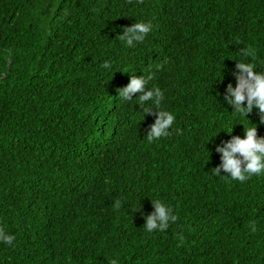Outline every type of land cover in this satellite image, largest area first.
I'll use <instances>...</instances> for the list:
<instances>
[{
	"label": "trees",
	"instance_id": "1",
	"mask_svg": "<svg viewBox=\"0 0 264 264\" xmlns=\"http://www.w3.org/2000/svg\"><path fill=\"white\" fill-rule=\"evenodd\" d=\"M242 50L264 69V0H0V264H264V176L212 169L247 126L223 100ZM149 71L176 117L152 142L117 93ZM155 200L177 219L149 233Z\"/></svg>",
	"mask_w": 264,
	"mask_h": 264
},
{
	"label": "clouds",
	"instance_id": "2",
	"mask_svg": "<svg viewBox=\"0 0 264 264\" xmlns=\"http://www.w3.org/2000/svg\"><path fill=\"white\" fill-rule=\"evenodd\" d=\"M153 25L149 22H134L131 26L123 28V35L117 36L127 47H135L136 44L145 40L147 34L152 31ZM7 54L11 55V50ZM248 52L241 51L239 60H235V71L232 76L235 80V86L228 83L225 87L223 96L224 102L232 109L233 117L243 118V137L231 136L227 141L215 146V152L219 154L220 163L212 168L213 175H220L221 171L226 173L230 180L245 182L253 176H264V137L257 135V125L250 123L246 116L255 109L259 116L260 122L264 123V69L257 70L254 63L248 62ZM104 69L111 67L110 63L105 62L102 66ZM153 79L152 73L142 74L139 77L130 76L129 83L117 93L124 102L133 100V94L136 96V104L143 107V114L155 115V121L147 131L146 137L148 142L160 139L169 135L170 129L174 125L175 115L168 110L161 108L164 100L163 91L156 86L148 87L149 82ZM222 79V68L220 78ZM146 86L147 89L146 90ZM145 102H148L145 104ZM217 102V101H216ZM218 104V103H217ZM155 109V113H153ZM235 124V123H233ZM230 131L225 132L230 134ZM153 211L151 214L144 216V229L151 233L155 231H164L169 227L171 222H175L177 217L173 214V209L166 203L155 200L151 201ZM115 206H121L120 201H116ZM139 210V207L133 211ZM252 230L255 231L254 225ZM15 237L8 234L3 228H0V243L12 245ZM115 264V261H113Z\"/></svg>",
	"mask_w": 264,
	"mask_h": 264
}]
</instances>
